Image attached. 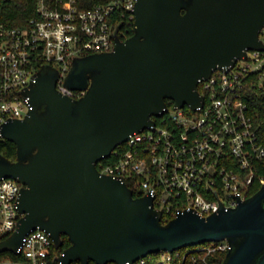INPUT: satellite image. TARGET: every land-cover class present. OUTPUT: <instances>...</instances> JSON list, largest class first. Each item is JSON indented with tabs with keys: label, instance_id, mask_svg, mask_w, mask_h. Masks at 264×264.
Segmentation results:
<instances>
[{
	"label": "water",
	"instance_id": "1",
	"mask_svg": "<svg viewBox=\"0 0 264 264\" xmlns=\"http://www.w3.org/2000/svg\"><path fill=\"white\" fill-rule=\"evenodd\" d=\"M134 15V34L116 35L113 51L74 59L65 85L82 97L61 94L60 71L45 65L25 90L33 110L2 126L17 151L15 161L0 153V178L22 185V217L0 253L18 254L39 229L56 248L68 237L58 264L134 263L224 241L222 264H264V184L234 208L207 217L185 210L163 223L153 197L97 167L133 133L153 131L167 100L196 111L199 80L264 51V0H137Z\"/></svg>",
	"mask_w": 264,
	"mask_h": 264
},
{
	"label": "built area",
	"instance_id": "2",
	"mask_svg": "<svg viewBox=\"0 0 264 264\" xmlns=\"http://www.w3.org/2000/svg\"><path fill=\"white\" fill-rule=\"evenodd\" d=\"M136 2L108 0L82 8L81 0H35V15L26 27L8 28L0 21V140H5L4 124L33 110L25 90L43 66L60 71L61 94L76 99L85 94L65 85L74 59L113 51L115 36L122 40L135 28ZM260 39L264 43V30ZM252 74L264 82V51H248L229 72L216 70L199 80L203 106L196 111L169 108L156 119L153 131L133 133L99 162V171L124 181L140 196L153 197L163 218L173 219L185 210L207 217L222 206L236 207L251 196L256 163L264 158V144L242 97L245 79ZM258 181L264 184L263 178ZM21 188L14 179L0 178V241L17 229L22 217ZM218 243V251L229 250L226 241ZM54 246L46 231L30 232L18 250L25 259L20 264H50ZM174 253L160 254L158 262L172 264Z\"/></svg>",
	"mask_w": 264,
	"mask_h": 264
},
{
	"label": "trees",
	"instance_id": "3",
	"mask_svg": "<svg viewBox=\"0 0 264 264\" xmlns=\"http://www.w3.org/2000/svg\"><path fill=\"white\" fill-rule=\"evenodd\" d=\"M108 0H81L82 8H89L94 3L105 2ZM35 15V0H0V21L8 28H21L26 27L29 20ZM134 34V29L129 30L128 38ZM125 40V39H124ZM242 97L247 105V113L251 117L256 131L260 137L261 142L264 144V82L259 80L257 74L249 75L245 79L244 89L242 91ZM169 108L173 106L171 100L166 101ZM17 147L13 142L8 140H0V153L7 157L8 159L16 160ZM260 178L264 179V158L257 161L256 163V181L251 189V196L254 195L262 186L258 181ZM135 196H140V194L135 190ZM171 219L164 216L163 223L169 222ZM63 245L60 248L53 247V256L50 257V264H58L57 255H60L66 248L70 246V241L67 236L63 235ZM213 244H220L218 242H211ZM205 244V245H204ZM198 245L195 250L186 251L184 253H179L181 257H185L190 254L202 253L209 248L206 243ZM196 246V245H195ZM211 246V245H210ZM174 253V255H176ZM227 252L218 251L215 256H205L206 260L211 264H222ZM158 253L157 258H150L147 256L148 264H160L158 259L160 258ZM10 260L15 264H20L25 261L24 257L20 254H15L12 252L0 253V263L2 260ZM177 259V258H175ZM72 264H81L80 262H74ZM89 264H96L90 261ZM115 264V263H109ZM173 264H192L189 257H186L182 261H174Z\"/></svg>",
	"mask_w": 264,
	"mask_h": 264
},
{
	"label": "rangeland",
	"instance_id": "4",
	"mask_svg": "<svg viewBox=\"0 0 264 264\" xmlns=\"http://www.w3.org/2000/svg\"><path fill=\"white\" fill-rule=\"evenodd\" d=\"M206 244L209 245V248H207L206 251H204V252H202V253H195V252H194V254H193V253L190 254V255L187 254V256L185 255V257L176 256V255L172 256V257H173V258H172V264H173L174 261L177 260V261L180 262V261L184 260L186 257H189V258H190V260L192 261V264L195 263L193 257H194L195 260L197 261V262H196L197 264H203V263H204L203 258H205V256H207V255H208V256H215L216 253L218 252V245H217V244H213V243H206ZM204 245H205V244H204ZM210 245H211V246H210ZM197 246H198V245H196V246H191V247H187V248H183V249L178 250V251H175V252L184 253V252H186V251H192V250H195L196 248H198ZM157 255H158V254H153V255H150L149 257H150V258H157ZM160 257H161V256H160ZM145 258H146V257H145ZM175 258H177V259H175ZM161 259H162V258H161ZM0 264H15V263L11 262L10 260H6V259H4V260L1 261Z\"/></svg>",
	"mask_w": 264,
	"mask_h": 264
},
{
	"label": "flooded vegetation",
	"instance_id": "5",
	"mask_svg": "<svg viewBox=\"0 0 264 264\" xmlns=\"http://www.w3.org/2000/svg\"><path fill=\"white\" fill-rule=\"evenodd\" d=\"M124 39L126 40V39H128V37H126V38H124ZM124 39H122V40H124Z\"/></svg>",
	"mask_w": 264,
	"mask_h": 264
}]
</instances>
